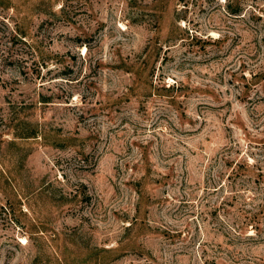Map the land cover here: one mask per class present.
Listing matches in <instances>:
<instances>
[{"label": "rangeland", "instance_id": "obj_1", "mask_svg": "<svg viewBox=\"0 0 264 264\" xmlns=\"http://www.w3.org/2000/svg\"><path fill=\"white\" fill-rule=\"evenodd\" d=\"M0 264H264V0H0Z\"/></svg>", "mask_w": 264, "mask_h": 264}]
</instances>
